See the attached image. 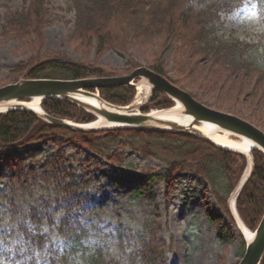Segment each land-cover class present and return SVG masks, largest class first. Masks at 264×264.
<instances>
[{
  "label": "trees",
  "instance_id": "obj_1",
  "mask_svg": "<svg viewBox=\"0 0 264 264\" xmlns=\"http://www.w3.org/2000/svg\"><path fill=\"white\" fill-rule=\"evenodd\" d=\"M245 3L264 7V0H67L65 11L73 16L70 38L78 39L83 47L93 48L97 54L114 49L131 58V51H139L142 43L149 44L150 39L164 35L160 52L155 56L156 63H151L149 69L163 77H167L170 70L176 72L179 76L177 82L169 79L181 89H188L199 101L208 98L206 94L211 89L218 88L224 94L217 93L214 97L223 101L218 104L214 101V105L227 107L232 113L233 109L227 103L232 97L235 106L236 102H243L251 108L250 111H256L251 115L254 118L249 116L250 120L264 125L260 122L264 119V31L252 43L239 39L232 31L225 33L221 21V14ZM47 4L48 0H22L19 8L5 7L0 15V38L18 40L34 50L36 42L42 43V30L52 24ZM170 47H173L174 65L166 70L162 54ZM132 67L138 66L133 63ZM3 69L7 71L8 82L5 84L21 78L110 76L102 66L92 62L82 64L61 53L45 55L27 63L18 62L11 67L0 65V70ZM195 79L199 81L196 83ZM189 81L193 87L188 88L183 83ZM240 89L244 90V95ZM98 92L105 101L122 106L132 101L135 89L130 86L104 87ZM172 105L170 98L154 91L142 110ZM40 106L52 117L76 123L91 122L94 118L81 107L61 99H43ZM241 111L238 113L242 114ZM49 136L80 143L106 157H109L107 148L120 146L121 140L129 146L135 143L136 152L165 163L167 177L182 171L202 178L224 212L245 162L240 154L186 132L114 129L85 133L50 125L24 110L0 113V155L5 153L7 146ZM96 136L104 137L98 139ZM251 154L252 171L239 190L235 209L243 224L254 230L264 212V154L258 150L251 151ZM112 162L117 161L112 159ZM74 197V202L70 199L63 201L67 213L62 211L63 214L59 215L49 209V199L44 201L45 207L40 208V212L37 204L24 207L18 223L10 230L11 234L16 232L14 237L18 244L12 250L0 251V264H167V257L162 252L164 242L159 243L154 238H146L134 249L127 247L120 256L107 255L97 241L90 240L93 237L83 227L81 219L68 213L78 204ZM142 228L146 234H154L156 230L148 221L142 222ZM244 246L242 241L240 258ZM259 264H264V254Z\"/></svg>",
  "mask_w": 264,
  "mask_h": 264
},
{
  "label": "rangeland",
  "instance_id": "obj_2",
  "mask_svg": "<svg viewBox=\"0 0 264 264\" xmlns=\"http://www.w3.org/2000/svg\"><path fill=\"white\" fill-rule=\"evenodd\" d=\"M66 1L48 0L47 9L52 24L42 30V43L36 42L34 50L18 40L0 38V65L11 67L18 62L27 63L45 55L61 53L82 64L92 62L96 66H102L106 74L110 75L108 77H115L130 74L135 69L132 67L133 63L147 68L151 63H156L155 56L160 52L164 35L150 39L149 44L142 43L139 51H131V58L114 49L97 54L93 48L83 47L78 39L70 38L73 16L65 11ZM21 2L22 0H0V15L7 7L19 8ZM221 21L226 28L225 33L232 31L239 39L254 43L264 31V7L245 3L221 14ZM172 48L162 54L166 70L174 65ZM171 71L167 74L168 78H165L177 82L178 74ZM6 74L5 69L0 70V86L8 82ZM198 81L195 79L196 83ZM141 82L142 80H134L131 83L135 84L134 99L145 107L150 101H146L148 93L145 94V87L149 85H142ZM183 83L188 88L193 87L190 81L188 84ZM142 86L144 91L139 89ZM234 86L237 88V85ZM184 90L190 94L188 89ZM211 91L206 94L208 98L200 99V102L217 109L214 101L218 104L223 100L214 96L224 93L218 88ZM240 92L243 94L244 90L240 89ZM162 94L170 98L163 92ZM227 103L233 109L232 113L223 106L218 107L219 111L226 109L224 112L246 119L254 125L257 123L259 128L264 127L254 119H249L254 118L251 115L256 111H250L251 108L243 102H236L235 106L231 97ZM173 106L174 103L169 108ZM161 109L166 108L151 107L145 112ZM260 122H264V119ZM228 136L233 140L238 139L231 134ZM121 145L109 146V157L58 136L7 146L5 153L0 155V251L12 250L18 244L14 237L16 232L11 234L10 230L16 226L22 209L28 204H37L40 212L45 207L44 201L49 199V209L57 211L59 215L67 213L63 201L70 199L74 202L72 197L76 196L74 198L78 200V204L68 213L81 219L83 227L93 237L90 240L97 241L107 255L120 256L127 247L134 249L146 238H154L159 243L164 242L162 252L167 257V264H238L242 241L246 240L237 227L235 216L242 224L243 222L238 214L234 215L229 202L233 194L234 197L236 195V187L249 161V175L251 174L252 154L247 157L244 153L234 151L245 162L224 212L208 185L199 176L179 171L167 177L164 162L136 152L135 143L129 146L121 140ZM112 159L121 164L112 162ZM143 221H148L150 227L156 228L154 234H146L142 228Z\"/></svg>",
  "mask_w": 264,
  "mask_h": 264
},
{
  "label": "water",
  "instance_id": "obj_3",
  "mask_svg": "<svg viewBox=\"0 0 264 264\" xmlns=\"http://www.w3.org/2000/svg\"><path fill=\"white\" fill-rule=\"evenodd\" d=\"M134 80H142L141 84L149 85L148 99L154 91L166 94L175 105L165 110L140 113L143 106L134 99L125 106L113 105L99 95V89L104 87L132 86ZM137 87V86H136ZM36 98L61 99L71 102L96 117L98 125L78 124L65 119L52 117L45 112H34L25 106L24 100ZM92 98L97 105L86 101ZM147 99V100H148ZM146 100V101H147ZM13 102V103H12ZM9 104V105H7ZM11 109H21L34 113L46 123L74 130L78 132H97L110 129H141L170 132H187L200 137L218 147L209 136L195 128L196 123H207L220 131L228 132L239 138L252 142L264 153V131L249 121L234 114L219 111L196 100L186 90L178 88L167 78L155 73L145 66H140L130 74L115 77H89L83 79H19L0 87V112ZM165 114L186 117L187 125L161 117ZM264 254V213L258 226L252 233L251 239L246 241L244 253L238 264H259Z\"/></svg>",
  "mask_w": 264,
  "mask_h": 264
},
{
  "label": "bare ground",
  "instance_id": "obj_4",
  "mask_svg": "<svg viewBox=\"0 0 264 264\" xmlns=\"http://www.w3.org/2000/svg\"><path fill=\"white\" fill-rule=\"evenodd\" d=\"M142 85H143V83H142ZM139 89L144 91V86L140 87ZM145 90H146V87H145ZM85 99L89 103H91L93 105H97V103L94 100H92V98H85ZM7 105H9V104H7ZM25 106L29 107L31 110H33L36 113H39L41 111L38 99H32V100L27 101L25 103ZM161 117H163L165 119H171L173 121H177L181 125H187L189 123L188 118L182 117V116H176L174 114H165V115H162ZM96 125H98V123L94 122V123H90L88 126L93 127ZM195 128L197 130H199L200 132H202L203 134L209 136L216 144H218V145H220L226 149H230V150H234V151L244 153L245 155H247V157L250 156L252 148L255 147V145L252 142H250L244 138L236 137L238 139H235V140L230 139L228 136V134H229L228 132H221L217 128H215V127H213L207 123H201L199 125H196ZM249 171H250V161H249L247 168L245 169V171L242 175L240 182L245 181V179L249 175ZM229 204H230V208L232 209L234 215H236L235 210H234V194H233ZM235 218H236V222H237V227L240 230L241 234L243 235V237L245 238L246 241H249L251 239V236H252L251 231H249L240 222V220L236 216H235Z\"/></svg>",
  "mask_w": 264,
  "mask_h": 264
}]
</instances>
